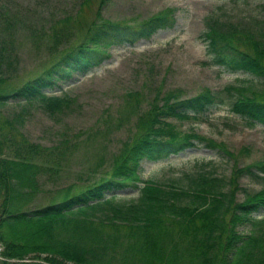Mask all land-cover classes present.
Instances as JSON below:
<instances>
[{
    "label": "rangeland",
    "instance_id": "rangeland-1",
    "mask_svg": "<svg viewBox=\"0 0 264 264\" xmlns=\"http://www.w3.org/2000/svg\"><path fill=\"white\" fill-rule=\"evenodd\" d=\"M105 1L102 15L111 21L136 26L170 9L174 23L133 44L108 48V56L99 65L47 90L53 95L67 94V107L50 113L39 101L23 99L0 106L2 155L11 158L30 145L41 153L36 158L41 171L37 189L24 201V210L57 202L106 176L125 141L141 130L138 117L148 109L156 90L160 95L173 90L186 98L209 88L216 96L211 107L196 118L168 120L181 133L194 132L223 143L233 157L196 142L176 155L143 161V179L185 185L184 174L213 169L216 175L228 177L233 165L264 161V127L231 111L240 93L264 101V81L249 72L226 71L212 63L202 37L210 18L239 32L264 35V0ZM98 2L0 0V87L13 91L40 76L58 60L65 46L83 37ZM58 28L68 35L61 46L53 43L52 32ZM135 91L139 100L129 94ZM239 183L248 192L264 188L263 181L249 176H241ZM115 195L117 202H129L136 199L138 189L126 187ZM243 198V192L237 191L235 200ZM256 216L255 224L240 225L237 230L245 235L264 232V209ZM4 250L0 240V264H78L47 253H33L26 260L7 259Z\"/></svg>",
    "mask_w": 264,
    "mask_h": 264
},
{
    "label": "trees",
    "instance_id": "trees-1",
    "mask_svg": "<svg viewBox=\"0 0 264 264\" xmlns=\"http://www.w3.org/2000/svg\"><path fill=\"white\" fill-rule=\"evenodd\" d=\"M105 2L99 0L83 37L65 46L58 60L40 76L13 91L0 87V106L23 99L39 101L50 113L67 107V94L58 96L47 90L99 65L108 56V48L133 44L174 23L170 9L136 26L111 21L102 15ZM52 36L53 43L61 46L68 35L58 28ZM263 36L239 32L214 18L202 34L212 63L226 71L249 72L264 81ZM157 92L138 117L141 130L125 141L106 176L32 211L24 210V201L37 189L41 171L36 158L41 153L30 145L11 158L3 156L0 140V240L4 257L20 260L33 253H47L78 264H119L118 260L121 264H134L132 260L136 264H264V232L245 235L237 230L240 225L255 224L256 215L264 209V188L248 192L239 183L241 176L264 182V161L233 165L228 177L216 175L213 169L184 174L185 185L142 178L143 161L176 155L196 142L233 157L223 143L194 132L181 133L168 120L196 118L211 107L216 96L209 88L186 98L173 90L162 95ZM129 94L140 99L139 92ZM231 111L264 127V101L240 93ZM126 187L137 188L138 196L117 202L115 193ZM237 191L243 192L242 201L235 200Z\"/></svg>",
    "mask_w": 264,
    "mask_h": 264
},
{
    "label": "water",
    "instance_id": "water-1",
    "mask_svg": "<svg viewBox=\"0 0 264 264\" xmlns=\"http://www.w3.org/2000/svg\"><path fill=\"white\" fill-rule=\"evenodd\" d=\"M13 261V260H12Z\"/></svg>",
    "mask_w": 264,
    "mask_h": 264
}]
</instances>
